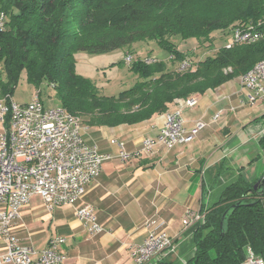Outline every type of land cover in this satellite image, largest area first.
I'll return each instance as SVG.
<instances>
[{
	"label": "trees",
	"instance_id": "obj_1",
	"mask_svg": "<svg viewBox=\"0 0 264 264\" xmlns=\"http://www.w3.org/2000/svg\"><path fill=\"white\" fill-rule=\"evenodd\" d=\"M215 2V13L199 20L184 0H0V13L7 16L0 30V96H12L26 72L37 87L48 81L59 104L86 128L151 119L167 112L174 99L204 94L264 60V0ZM249 26L259 32L257 39L227 47L228 38L215 54L181 67L189 51L185 42H212L215 31L232 35ZM139 41H155L169 62L134 59L129 70L139 80L118 95L102 94L76 73L77 52H110ZM254 184L240 178L201 210L205 222L193 229L189 264H247L252 253L264 259V184Z\"/></svg>",
	"mask_w": 264,
	"mask_h": 264
},
{
	"label": "crops",
	"instance_id": "obj_2",
	"mask_svg": "<svg viewBox=\"0 0 264 264\" xmlns=\"http://www.w3.org/2000/svg\"><path fill=\"white\" fill-rule=\"evenodd\" d=\"M239 83L237 77L197 94L198 104L184 109V126L190 129L203 120L206 127L188 144H158L154 155L122 160L117 142L129 152L139 150L143 140L158 137L165 112L136 124L86 128V142L114 158L104 162L74 206L50 211L34 194L20 211L19 240L41 251L51 239L65 238V264H137L133 249L152 231L148 221L157 220L155 230L174 237L175 245L154 264H189L195 245L193 229L183 225L186 213L208 209L240 178L264 180V98L250 102ZM175 108L172 103L168 111ZM85 205L94 207L101 232L91 234L77 216L75 210ZM6 252L0 235V254Z\"/></svg>",
	"mask_w": 264,
	"mask_h": 264
},
{
	"label": "built area",
	"instance_id": "obj_3",
	"mask_svg": "<svg viewBox=\"0 0 264 264\" xmlns=\"http://www.w3.org/2000/svg\"><path fill=\"white\" fill-rule=\"evenodd\" d=\"M6 19V14L0 13V30L5 28ZM254 29L253 26L235 28L227 47L257 39L260 34ZM127 60L132 62V57L129 55ZM155 60L157 58L152 57L145 61ZM190 64L184 61L181 67L188 68ZM239 78L250 102L264 98V60ZM197 98L192 95L174 99L176 108L165 112L158 137L146 138L135 152L127 151L124 143L118 141V157L129 160L145 154L154 155L158 144L173 148L191 142L207 125L198 120L190 129L184 126V109L198 104ZM0 121V235L7 243V252L0 254V264H65L68 255L61 249L65 238L51 239L48 247L41 251L19 240L15 229L21 218V208L34 194L42 196L50 211L58 205L74 206L90 183L99 177L104 162L114 156L87 143L82 119L64 106H46L40 92L28 103L14 101L10 93L0 96ZM75 211L91 234L103 230L92 205ZM204 218L202 212L188 211L183 218L185 230L204 223ZM159 225L157 220L148 221L152 231L132 252L137 264H154L174 248L175 238L165 231H156ZM247 264H264V259L252 253Z\"/></svg>",
	"mask_w": 264,
	"mask_h": 264
},
{
	"label": "rangeland",
	"instance_id": "obj_4",
	"mask_svg": "<svg viewBox=\"0 0 264 264\" xmlns=\"http://www.w3.org/2000/svg\"><path fill=\"white\" fill-rule=\"evenodd\" d=\"M187 9L193 14V18L197 16L199 20L211 13H215V0H184ZM233 5V3H232ZM231 35L215 31L212 33V42H198L190 40L184 45L179 43L178 38H174L189 51L186 61L195 63L204 59L208 55L215 54L217 48L221 46ZM129 55L134 59L147 60L156 57L160 60L169 62L170 56L168 52L159 47L155 41H139L131 46L119 48L110 52L104 53H89L79 51L75 54L76 73L85 77L94 83L104 95H118L123 90L132 87L138 80V76L130 72L129 66L131 61L127 60ZM183 64V62H182ZM181 64V66H182ZM179 65V64H178ZM6 74H4V79ZM26 72L21 74V77L13 92L12 99L19 103H28L33 100L37 92H40V97L44 104L48 107L59 105V100L56 96V91L44 81L40 87L35 86L27 79ZM2 123L0 121V130Z\"/></svg>",
	"mask_w": 264,
	"mask_h": 264
},
{
	"label": "water",
	"instance_id": "obj_5",
	"mask_svg": "<svg viewBox=\"0 0 264 264\" xmlns=\"http://www.w3.org/2000/svg\"><path fill=\"white\" fill-rule=\"evenodd\" d=\"M262 184H264V180L255 183L254 186H253V189H257V188H258L260 185H262ZM250 192H251V191H250ZM225 215H226V214H224V216L222 217V221H221V224H222V225H223V223H224Z\"/></svg>",
	"mask_w": 264,
	"mask_h": 264
}]
</instances>
